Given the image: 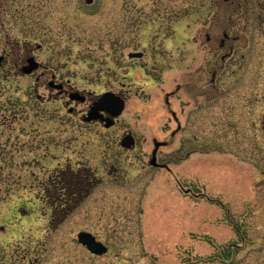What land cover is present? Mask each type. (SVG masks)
Segmentation results:
<instances>
[{"label": "rangeland", "instance_id": "obj_1", "mask_svg": "<svg viewBox=\"0 0 264 264\" xmlns=\"http://www.w3.org/2000/svg\"><path fill=\"white\" fill-rule=\"evenodd\" d=\"M214 10L0 0V264H264V25ZM223 28L240 37L222 66ZM30 54L42 67L24 75ZM52 74L91 100L122 94L114 125L84 122L88 101L59 96ZM154 140L169 169L149 163Z\"/></svg>", "mask_w": 264, "mask_h": 264}, {"label": "flooded vegetation", "instance_id": "obj_2", "mask_svg": "<svg viewBox=\"0 0 264 264\" xmlns=\"http://www.w3.org/2000/svg\"><path fill=\"white\" fill-rule=\"evenodd\" d=\"M93 1L94 0H91L90 2H87V0H86V2L88 4L92 3ZM208 2L211 4L212 8L215 9L214 12H213V14L217 15L218 17H223L224 16V13L223 12L227 13V15H229L228 18L230 19L231 24H240V23H243V22H245L244 19L247 18L250 21V23L253 25V27L258 26V25H261V24L264 25V0H208ZM244 3H246L247 6H248L247 7L248 17H245V18H243L244 14L246 13V8L244 6ZM239 37H240L239 34L233 33V32L229 33L228 28H226V30H225V28H223L222 29L221 36L216 41H214L215 46H217V49H219L220 51H222L225 48L228 49V52L226 53V55H223L222 54L221 57H220L221 65L222 66L224 65V61L233 54L234 45L237 42V40L239 39ZM210 40H212V37L209 34H207V36H206V42L209 43ZM137 52H141V51H137ZM142 55H143V52H141V55L140 56H130V57H141ZM0 56L3 57V59L1 60V64H0V67H1V65L3 64V62L5 60V55L4 54H0ZM31 58H33L37 62V66L35 68H33L31 70V72L27 73V72H25V69L30 66V64H31V60L30 59ZM24 61L25 62L22 65H20V71L24 75L32 74V73L36 72L39 68L42 67V65L40 64V62L36 59V57L33 54L26 55V57L24 58ZM214 68H215L216 71L218 70L217 67H214ZM43 71H40V74H38V75L36 74V76H35L36 82H39L40 81V78L44 75V72ZM214 75H215V72H214ZM213 80H214V78H212V82L211 83H214ZM67 84H68V82H67ZM47 85H48V87L50 89H55L56 92H57V94L59 96H66L70 101H75V102H80V103H85L86 101H88L89 104H88V108H87L86 112L88 111V109L90 108V106L93 104V101L97 99V97H96V98H94V99L91 100L88 97V95H85L84 93H82V92H80L78 90H68V89H66L65 88V83L64 82H61L60 80H57V78L55 77V74H52L50 76V79L48 80ZM76 92L78 93L79 96H83V100L82 101L79 100V99L71 98L70 97V94L76 93ZM111 92H113V93H115L117 95H120L121 97H123V99L125 101V97L122 94L117 93L115 91H111ZM168 98H169V95L166 94L165 103L167 105L169 103ZM74 111H75V107L74 106H70L69 112L72 113ZM86 112L82 116V120L84 122H87V123L88 122H100L105 127L104 122L103 121H100V120L85 121L83 118L86 115ZM171 114H172V117H173L174 121L177 123L176 130H172L170 132V136L173 137L175 135V133L181 128V124H180V122H179V120L177 118V115L174 112V110H171ZM103 115L104 116H108V114L105 113V112L103 113ZM117 117H114V123H115ZM114 123H113V125H114ZM127 133H131V132H127ZM127 133H125V134H127ZM156 141L157 140H154V146H155V142ZM160 141H165V140H160ZM165 142L167 143V141H165ZM165 144H161V145H159L157 147V150H156V160H157V154H158V151H159L160 146H163ZM134 145H135V137H134V143H133L132 146H134ZM124 148H127V147H124ZM154 148L155 147H153V149ZM153 149H152V151H153ZM157 162L160 165H155L154 167L169 169V167H168L167 164L161 163L158 160H157ZM66 188L70 192V189H69L68 185H66ZM181 188H183V187H181Z\"/></svg>", "mask_w": 264, "mask_h": 264}, {"label": "water", "instance_id": "obj_3", "mask_svg": "<svg viewBox=\"0 0 264 264\" xmlns=\"http://www.w3.org/2000/svg\"><path fill=\"white\" fill-rule=\"evenodd\" d=\"M91 0H87V2H90ZM141 52H130L129 56H140ZM3 59L2 56H0V64L1 60ZM31 64L28 68L25 69V72L29 73L33 68L37 66V62L31 58ZM71 98H76L79 100H83V96H79L78 93H72L70 94ZM125 101L123 97L120 95H117L111 91H105L102 94H100L96 100L93 101V104L90 106L88 111L86 112V115L84 116L85 121H91V120H100L104 122L105 127H109L113 125L114 123V117H117L124 109ZM107 113L108 116H104L103 113ZM134 143V137L131 133L125 134L121 140L120 144L124 147H131ZM161 144H165V141H156L155 142V148L152 151V156L150 159V163L152 165H158V162L156 161V150L157 147ZM77 240L84 245L91 253L94 254H103L108 250V247L106 244H104L102 241L98 240L96 236L89 232V231H79L77 233Z\"/></svg>", "mask_w": 264, "mask_h": 264}]
</instances>
